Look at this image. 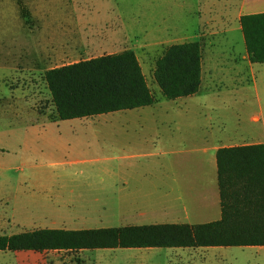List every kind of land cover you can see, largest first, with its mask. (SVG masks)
Returning <instances> with one entry per match:
<instances>
[{"label": "rangeland", "instance_id": "rangeland-1", "mask_svg": "<svg viewBox=\"0 0 264 264\" xmlns=\"http://www.w3.org/2000/svg\"><path fill=\"white\" fill-rule=\"evenodd\" d=\"M62 1L94 5L99 11L90 14L92 19H117L123 25L125 45L134 47L155 102L136 109L54 119L43 74L10 68L25 49L31 50L38 36L35 22L21 0H0V234L35 227L78 229L164 221L163 216L154 217L162 207L158 164L165 159L157 153L165 142L174 100L165 98L155 83L154 60L172 44L170 39L192 41L200 32L210 31L207 20L222 10L225 0ZM228 2L230 25L222 29L232 30L199 36L204 83L212 84L206 98L226 101L217 110L221 133L237 129L247 139H263L264 63L253 64V76L242 64L244 88L232 84L228 60L233 55L240 58L245 46L238 22L231 17L234 5ZM209 50L217 57L211 58ZM216 63L223 71L214 76L207 69ZM234 98L242 101L232 106ZM254 115L257 120L252 119ZM148 166H154L150 175L140 173ZM119 168L130 185H123ZM148 182L156 186L149 188ZM16 252L27 251L0 250V264L14 259L24 264L20 254L11 255Z\"/></svg>", "mask_w": 264, "mask_h": 264}, {"label": "crops", "instance_id": "crops-1", "mask_svg": "<svg viewBox=\"0 0 264 264\" xmlns=\"http://www.w3.org/2000/svg\"><path fill=\"white\" fill-rule=\"evenodd\" d=\"M21 2L28 10L30 19L35 22L34 27L37 28L38 36L33 40L31 50L25 49L18 61L10 63V68L15 72L25 70L23 73L43 74L49 68L78 60L117 53L128 48L134 50L133 46L125 45L127 41L123 25L117 19L97 20L90 17V14L99 11V7L76 1L65 3L62 0H21ZM232 4L234 15L231 17L238 22L236 28L240 30L241 15L264 12V0H232ZM229 6L230 3L225 0L221 11H215L216 13L212 11L213 15L207 20L210 31L200 32L196 35L198 37L196 40L200 42V34L208 33L216 36L232 30L231 27L227 28L230 25L226 20ZM225 24L227 27L222 29ZM187 40L186 38L170 39L172 44L187 42ZM200 47L202 57L198 91L192 95L172 99L174 100L173 114L168 118L165 142L160 151L155 152L164 156L165 159L160 166L158 164L159 187L163 197L162 207L154 217L163 216L164 221L148 224L193 225L217 220L220 217V204L216 179V150L222 146L264 142V135L263 139H247L237 129L230 134L220 132L222 121L217 110L225 106L226 101L206 98L212 84L204 83V51L201 42ZM209 54L211 58L217 57L213 50H209ZM220 55L223 54H219L218 57ZM23 56L24 59L21 60ZM59 60L70 61L60 65L52 64ZM228 61L232 64V84L240 85L241 88H244V80L246 81L242 76L241 65L248 67L253 76V64L264 63L251 62L246 49L240 58L233 55ZM220 69L223 67L216 63L212 64L207 71L215 76L217 73H222L223 70ZM200 93L201 95L198 96ZM237 101L241 102L242 99H232V106ZM252 119L257 120L258 117L254 115ZM102 169L108 171L106 167ZM152 169L154 166H148L140 173L150 175ZM118 170H121L119 176L124 178L123 185H130V181L124 177L126 175L124 169ZM147 185L149 188L156 186L151 185L150 182ZM47 228L76 229L66 226ZM18 254L22 256L24 264H264V245L54 249L41 252H16L11 255L17 257ZM9 263L17 264L15 259L10 260Z\"/></svg>", "mask_w": 264, "mask_h": 264}, {"label": "trees", "instance_id": "trees-1", "mask_svg": "<svg viewBox=\"0 0 264 264\" xmlns=\"http://www.w3.org/2000/svg\"><path fill=\"white\" fill-rule=\"evenodd\" d=\"M19 8L23 12L20 5ZM239 23L248 59L264 62V12L243 14ZM201 57L198 40L173 43L164 49L154 62L153 78L165 98L198 91ZM43 78L54 107V119L87 117L155 102L130 48L49 68ZM215 157L220 204L217 220L193 225L35 228L0 234V250L264 245V142L222 146Z\"/></svg>", "mask_w": 264, "mask_h": 264}]
</instances>
